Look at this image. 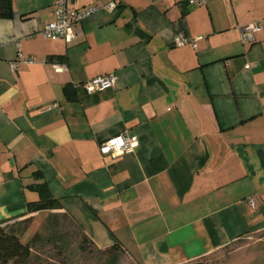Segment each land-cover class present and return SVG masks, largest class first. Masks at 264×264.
<instances>
[{
	"label": "crops",
	"instance_id": "1",
	"mask_svg": "<svg viewBox=\"0 0 264 264\" xmlns=\"http://www.w3.org/2000/svg\"><path fill=\"white\" fill-rule=\"evenodd\" d=\"M56 1L0 8V226L63 213L109 264H187L264 231V0H76L97 9L74 43L40 34ZM18 54L36 62L13 70ZM124 131L134 151L104 155Z\"/></svg>",
	"mask_w": 264,
	"mask_h": 264
},
{
	"label": "rangeland",
	"instance_id": "2",
	"mask_svg": "<svg viewBox=\"0 0 264 264\" xmlns=\"http://www.w3.org/2000/svg\"><path fill=\"white\" fill-rule=\"evenodd\" d=\"M28 222L0 226V235L17 231L22 243L32 239L26 259L10 264H109L112 260L114 250L95 248L63 213L52 214L37 231ZM187 264H264V231L245 235Z\"/></svg>",
	"mask_w": 264,
	"mask_h": 264
},
{
	"label": "built area",
	"instance_id": "3",
	"mask_svg": "<svg viewBox=\"0 0 264 264\" xmlns=\"http://www.w3.org/2000/svg\"><path fill=\"white\" fill-rule=\"evenodd\" d=\"M203 0H186V5L189 7H197L203 4ZM76 0H57L54 9V18L47 21L40 31V34L45 38L52 40L63 39L67 43H74L77 39L76 30L80 22L91 15L97 7L77 8L75 6ZM106 10L113 11L116 7L114 0L109 1L104 6ZM261 29V25L258 23H248L241 28V42L250 43L253 41L254 33ZM200 37H195L191 40L193 47H196V42ZM186 38L181 35L177 38V44H184ZM36 62L33 57H26L18 54L16 58L10 62V67L13 70H17L24 64H31ZM42 63L45 60L41 61ZM250 65H246L248 68ZM56 69L63 70L62 66L55 65ZM116 75L113 72H109L92 79L86 80L82 88L86 93H92L96 90H103L114 86ZM58 104L54 103L48 108L56 107ZM139 141L136 135L124 131L118 135H115L106 141L100 143L99 147L104 155L112 157L131 153L138 146ZM249 205L253 206L254 201L250 197L248 199Z\"/></svg>",
	"mask_w": 264,
	"mask_h": 264
},
{
	"label": "trees",
	"instance_id": "4",
	"mask_svg": "<svg viewBox=\"0 0 264 264\" xmlns=\"http://www.w3.org/2000/svg\"><path fill=\"white\" fill-rule=\"evenodd\" d=\"M10 6L11 0H0V8L5 13L10 11ZM64 93L68 100H76L74 88L71 85H66L64 87ZM48 205L49 203H29V209L41 210L47 208ZM20 236L21 235L17 234V231L15 233L0 235V264H10L11 261L25 260V257L29 255L31 249L30 241L32 239L29 242L22 243V241H20Z\"/></svg>",
	"mask_w": 264,
	"mask_h": 264
}]
</instances>
